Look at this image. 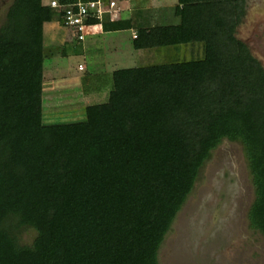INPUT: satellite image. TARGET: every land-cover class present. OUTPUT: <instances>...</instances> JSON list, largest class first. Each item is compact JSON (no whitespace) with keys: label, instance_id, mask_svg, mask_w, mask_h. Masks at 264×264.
<instances>
[{"label":"trees","instance_id":"trees-1","mask_svg":"<svg viewBox=\"0 0 264 264\" xmlns=\"http://www.w3.org/2000/svg\"><path fill=\"white\" fill-rule=\"evenodd\" d=\"M244 14V0H176L155 21L144 7L104 19L103 32L135 28L133 49L160 60L113 70L105 100L80 120L48 122L43 25L62 24L60 11L12 0L0 26V264H158L222 139L242 145L254 188L248 223L264 235V67L236 37ZM187 43H201V57L180 59Z\"/></svg>","mask_w":264,"mask_h":264},{"label":"rangeland","instance_id":"rangeland-1","mask_svg":"<svg viewBox=\"0 0 264 264\" xmlns=\"http://www.w3.org/2000/svg\"><path fill=\"white\" fill-rule=\"evenodd\" d=\"M168 1L134 0L132 4L152 11ZM11 2H0V26ZM244 3L245 14L236 37L264 67V0ZM121 16L129 17L128 9ZM132 29L89 35L83 40V52L78 54L71 50L76 40L70 28L57 19L43 25V46L48 54L44 63L45 121L80 120L84 106L106 99L113 70L160 60L155 50L133 49ZM62 48L68 51L67 56H62ZM200 55L195 53L194 58ZM79 63L84 71H78ZM85 73L87 79L83 80ZM253 198L241 143L222 139L200 168L191 192L165 234L158 249V264H264V235L253 230L247 218ZM34 234L32 229H25L20 241L30 244Z\"/></svg>","mask_w":264,"mask_h":264},{"label":"built area","instance_id":"built-area-1","mask_svg":"<svg viewBox=\"0 0 264 264\" xmlns=\"http://www.w3.org/2000/svg\"><path fill=\"white\" fill-rule=\"evenodd\" d=\"M131 0H72L60 3L58 0H48L47 4L60 11L63 26L70 28L74 37L83 41L89 35L102 32L104 19L115 21L123 11L129 9ZM136 37L135 31L132 38ZM79 68H83L82 64Z\"/></svg>","mask_w":264,"mask_h":264},{"label":"crops","instance_id":"crops-1","mask_svg":"<svg viewBox=\"0 0 264 264\" xmlns=\"http://www.w3.org/2000/svg\"><path fill=\"white\" fill-rule=\"evenodd\" d=\"M132 1H134V0H131V7H130V9L128 10L129 11V15L131 14V12L133 11V10H136L137 8H139V7H143V6H138L137 4L136 5H134V4H132ZM153 1V0H152ZM170 1V2H169ZM168 2H166V4L165 5H157L152 11H151V14H152V16H153V21H155V19L157 18V16H160V14L162 15V16H168V14L169 13H171V6L173 5V4H175L176 3V0H169ZM160 6H162L161 8H162V10H155L156 8H158V7H160ZM144 8H146V7H144ZM161 16V17H162ZM152 21V22H153ZM133 30V32L136 30L135 28H133L132 29ZM103 32V31H102ZM183 49L184 50H186V54L187 55H183V56H188V55H190V57H188L187 59H185V60H188V59H191V58H194L195 57V53H198V55H202V45H201V43H194V44H189V43H187V44H184V46H183ZM201 55L200 56H198V57H201Z\"/></svg>","mask_w":264,"mask_h":264},{"label":"flooded vegetation","instance_id":"flooded-vegetation-1","mask_svg":"<svg viewBox=\"0 0 264 264\" xmlns=\"http://www.w3.org/2000/svg\"><path fill=\"white\" fill-rule=\"evenodd\" d=\"M0 2L2 3V2H3V0H0Z\"/></svg>","mask_w":264,"mask_h":264}]
</instances>
